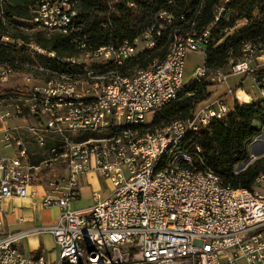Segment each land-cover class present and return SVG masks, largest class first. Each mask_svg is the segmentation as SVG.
<instances>
[{"label": "built area", "instance_id": "2783aa9c", "mask_svg": "<svg viewBox=\"0 0 264 264\" xmlns=\"http://www.w3.org/2000/svg\"><path fill=\"white\" fill-rule=\"evenodd\" d=\"M119 1L125 0L110 4ZM237 1L218 0L209 26L178 30L162 61L125 75L122 71L138 56L139 47L155 48L174 15L162 12L159 25L146 29L133 44L99 46L79 34L78 0H30L32 23L47 35L72 37L78 54L60 58L30 46L71 71L27 65L45 75L44 85L18 90L1 102L0 121L35 124L3 131V144L15 148L16 155L0 159V203L29 196L45 170L49 181L42 206L61 212L53 225L0 235V264H47L42 257L25 256L19 247L23 237L44 232L58 247L55 264H264V174L250 189H235L211 169L198 168L183 150L188 133L229 113L224 101L162 129H133L151 123L157 111L180 98L188 55L206 57L213 34L230 22L231 5ZM240 22L224 32L234 34ZM0 41L22 44L9 37ZM249 53L264 59V48L246 45L242 58L211 74L212 82L220 85L229 75L253 73ZM12 73L1 69V80L7 82ZM206 75L207 69L198 67L194 80ZM30 78L35 80L33 74ZM257 83L264 95V82ZM87 133L109 137L76 140ZM26 134L47 148L48 158L39 165L32 163ZM91 172L109 182L110 195L101 199L95 194L91 208L74 211L81 179Z\"/></svg>", "mask_w": 264, "mask_h": 264}, {"label": "trees", "instance_id": "16d2710c", "mask_svg": "<svg viewBox=\"0 0 264 264\" xmlns=\"http://www.w3.org/2000/svg\"><path fill=\"white\" fill-rule=\"evenodd\" d=\"M78 1L79 17L75 25L79 34L99 46L117 45L125 41L133 44L146 29L154 24L159 25L162 12L175 16L174 23L168 27L156 47L140 52L122 71L130 75L136 68L146 69L155 60L162 61L168 52L169 39L178 30L191 27L201 30L209 26L218 0H125L111 4V0ZM231 9L230 22L222 24L213 34L204 61L206 77L200 82L193 80L185 86L178 100L155 113L151 123L134 127V130L141 133L154 131L174 121L191 118L195 108L210 96L208 88L211 81L208 79L212 73L225 70L232 60L242 58L246 45L258 50L264 48V0H240L232 4ZM32 20L30 0H0V38L9 37L15 42H22L19 46L0 41V67L14 73L25 70L32 73L34 69L27 65L71 71L56 59L38 55L30 50V46L36 45L55 52L60 58H68L78 54L73 38L60 34L47 35ZM237 20H244V26L226 36L224 30L234 26ZM13 95L9 91H0V103ZM263 132L264 98L249 103L237 101L234 109L223 119H214L207 127L188 133L183 150L191 154L198 168L211 169L225 184L235 189H250L255 180L264 174V157L255 160L241 172H237L236 167L250 158L249 146ZM97 136L87 133L76 140L100 139ZM201 160L204 164H201Z\"/></svg>", "mask_w": 264, "mask_h": 264}, {"label": "crops", "instance_id": "0c3cea01", "mask_svg": "<svg viewBox=\"0 0 264 264\" xmlns=\"http://www.w3.org/2000/svg\"><path fill=\"white\" fill-rule=\"evenodd\" d=\"M253 73L241 75H229L222 90L217 86H209V98L201 102L195 112L199 113L203 109L213 105L219 98L224 97L227 107L232 111L236 104V99L229 94L231 89L238 88L242 103L264 98L257 79L264 82V59L256 57L252 61ZM16 75V73H15ZM239 77L229 82L231 77ZM29 78V77H28ZM26 78L25 81L31 83L33 80ZM212 82V81H211ZM212 84V83H211ZM20 90V89H18ZM17 90V91H18ZM21 119H12L5 122L0 121V159L12 158L16 155L15 148H7L2 142L3 131L13 129L17 126L26 127L31 123ZM257 160V159H256ZM42 163V162H41ZM102 178L96 173L91 172L81 179L80 198L71 205L74 211H85L94 205V195H100L101 199H106L111 192H103L98 186ZM47 181L49 177L45 176V170L36 185L29 189V196L25 198L5 199L0 203V235L15 234L24 231H32L41 227L53 225L60 215V208L53 207L45 209L42 206V200L46 194ZM97 185V187H96ZM22 253L27 257H42L47 264H55L58 260L59 250L53 236L48 233H35L23 237L19 242Z\"/></svg>", "mask_w": 264, "mask_h": 264}, {"label": "rangeland", "instance_id": "374dc122", "mask_svg": "<svg viewBox=\"0 0 264 264\" xmlns=\"http://www.w3.org/2000/svg\"><path fill=\"white\" fill-rule=\"evenodd\" d=\"M243 24H245L244 20H242L238 25H236L234 31L243 27L244 26ZM234 25H235V23H234ZM26 32L30 33V31H26ZM230 34H232V33L225 34V35L229 36ZM143 50H144V48L142 46H140L139 52H142ZM257 55L258 54H255V53L250 54V56L253 60L256 58ZM204 61H205V58L199 53H190L188 55V57L186 59V69H185V79H184L186 86L189 85L195 79L196 69L198 67H204ZM0 68L3 69L2 67H0ZM136 69H138V68H136ZM136 69H134V70H136ZM15 73H12L9 75L7 82H3L1 80V77H0V91H9L10 93H15V92H17L18 89L24 90V89L33 88L34 86H43L44 85L45 75H43V76L40 75L38 71L30 73L29 70H25V71H20L19 73H16V75H15ZM32 74L35 77V80L32 81L31 83L25 81V79L28 77H31ZM236 78H239V77L238 76L237 77H231L229 79V82L233 79H236ZM208 81H212L211 77L208 79ZM257 81H258V79H257ZM211 83H212L211 84L212 86H217L218 90H222L223 89L222 86L225 85V84L217 85L213 82H211ZM230 91H231V93H230ZM230 91H229V94L233 95L235 97L236 101H238V99H241L238 88L231 89ZM223 98L224 97H221L219 99L223 100ZM224 103H225V101H224ZM0 104H2V103H0ZM2 108H4V107L0 106V110ZM34 124H35V122L31 121L30 125H34ZM93 134H97L98 138L108 137L107 133H103V134L93 133ZM26 137H27L26 138L27 148H28L32 163L35 165H39L41 162H43L44 160H46L48 158V154L46 151L47 148L39 147L35 143V141L31 137H29L28 134H26ZM249 152H250V156H253V159H251L246 164L244 169H246L249 165H251L256 159L264 157V132L261 135L257 136L253 140V142L249 146ZM244 164L245 163L238 165L236 167V171L240 172L241 171L240 169H242V166H244ZM108 183H107V181L101 179L98 186L103 190V192L108 193L109 189H110V186ZM96 187H97V185H96ZM2 236H5V235H2Z\"/></svg>", "mask_w": 264, "mask_h": 264}, {"label": "water", "instance_id": "95a60500", "mask_svg": "<svg viewBox=\"0 0 264 264\" xmlns=\"http://www.w3.org/2000/svg\"><path fill=\"white\" fill-rule=\"evenodd\" d=\"M253 159V156H250V158L245 162L244 166H242V169H240L241 171L245 170L244 167L246 166V164L251 160ZM240 171V172H241Z\"/></svg>", "mask_w": 264, "mask_h": 264}, {"label": "bare ground", "instance_id": "6f19581e", "mask_svg": "<svg viewBox=\"0 0 264 264\" xmlns=\"http://www.w3.org/2000/svg\"><path fill=\"white\" fill-rule=\"evenodd\" d=\"M227 116V115H226Z\"/></svg>", "mask_w": 264, "mask_h": 264}]
</instances>
